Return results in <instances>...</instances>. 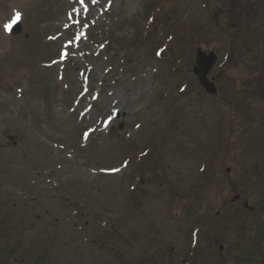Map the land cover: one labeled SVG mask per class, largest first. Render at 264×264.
Instances as JSON below:
<instances>
[{
  "label": "rangeland",
  "instance_id": "rangeland-1",
  "mask_svg": "<svg viewBox=\"0 0 264 264\" xmlns=\"http://www.w3.org/2000/svg\"><path fill=\"white\" fill-rule=\"evenodd\" d=\"M256 87L264 0H0V264H264Z\"/></svg>",
  "mask_w": 264,
  "mask_h": 264
},
{
  "label": "water",
  "instance_id": "water-1",
  "mask_svg": "<svg viewBox=\"0 0 264 264\" xmlns=\"http://www.w3.org/2000/svg\"><path fill=\"white\" fill-rule=\"evenodd\" d=\"M19 31L20 26L17 25L13 33H18ZM215 62L216 56L213 53L205 54L201 50L196 51L192 73L196 76L199 86L210 95L216 94L214 85L207 78ZM249 210L251 211V208Z\"/></svg>",
  "mask_w": 264,
  "mask_h": 264
},
{
  "label": "trees",
  "instance_id": "trees-1",
  "mask_svg": "<svg viewBox=\"0 0 264 264\" xmlns=\"http://www.w3.org/2000/svg\"><path fill=\"white\" fill-rule=\"evenodd\" d=\"M216 27H218V26H216ZM140 38H141V36H140ZM148 36H145V37H142L141 38V41H143V40H148ZM139 44V43H138ZM137 44V45H138ZM260 89H264V87H259ZM256 90L258 91V89H257V87H256ZM259 92V91H258ZM260 94H262V95H264V93H262L261 91L259 92ZM236 94H238L237 92L235 93V95ZM13 140V139H12ZM8 253L5 255V260H3L2 262H1V264H3V263H7V262H10L11 261V256H9L8 257ZM16 259V256H15V258H14V260ZM32 264H46V260H45V257H44V255H43V253H41V254H39V256H35V258H34V261H33V263Z\"/></svg>",
  "mask_w": 264,
  "mask_h": 264
},
{
  "label": "snow or ice",
  "instance_id": "snow-or-ice-1",
  "mask_svg": "<svg viewBox=\"0 0 264 264\" xmlns=\"http://www.w3.org/2000/svg\"><path fill=\"white\" fill-rule=\"evenodd\" d=\"M79 2L81 3V5H84L85 0H79ZM96 2H97V0H92V3H96ZM20 18H21V13L20 12H15L13 17H12V19L8 23H5L3 25L4 31L5 32L10 31L12 25L15 24ZM137 127H139V125H137ZM87 135L88 134L85 133V137H87ZM114 171H118V169H114Z\"/></svg>",
  "mask_w": 264,
  "mask_h": 264
}]
</instances>
